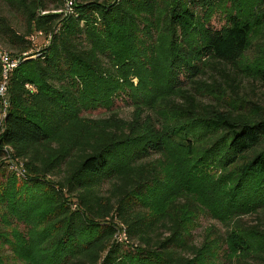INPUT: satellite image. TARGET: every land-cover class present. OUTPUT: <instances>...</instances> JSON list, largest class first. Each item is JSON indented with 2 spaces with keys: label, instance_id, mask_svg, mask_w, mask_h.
I'll use <instances>...</instances> for the list:
<instances>
[{
  "label": "trees",
  "instance_id": "obj_1",
  "mask_svg": "<svg viewBox=\"0 0 264 264\" xmlns=\"http://www.w3.org/2000/svg\"><path fill=\"white\" fill-rule=\"evenodd\" d=\"M4 1L20 13L26 29L17 34L0 18L4 43L16 51L11 56L20 59L9 79V104L0 120V171L13 165L12 161L23 164L31 177L25 192L44 190L51 195L49 226L56 227L43 249H31L20 263L203 264L210 235L223 252L222 259L220 254L210 257L214 263L264 264V110L255 104L240 111V105L238 110H222L196 97L199 89L223 93L220 84L203 82L201 72L218 70L224 81L232 80L253 47L249 40L253 27H264V0H253L244 10L240 0ZM67 2L71 10L66 9ZM216 4L226 12L219 28L210 23ZM137 6L141 11L160 9L161 33L169 35L164 77L158 76V87H152L146 79L148 72H143L156 60L152 53L145 55L144 65L131 58L133 48L122 51L129 38L147 44L148 37L138 36L146 27L133 9ZM37 32L47 45L38 53L24 55L31 49L29 38ZM103 58L110 66L123 58L119 62L131 60V68L141 67L136 74L142 83L139 90H132L130 100L139 114L130 120L112 112L109 96L106 99L93 87L98 76L114 75ZM241 71L264 82L263 67ZM151 77L157 81L155 72ZM88 82L91 87L86 86ZM155 90V98L159 96L154 101ZM98 107L107 109L109 115L82 116L83 110ZM143 113L151 118L149 125L160 124V136L141 137ZM158 113L171 115L174 123L168 131ZM163 135L188 148H192V137L203 136L200 149L205 156L200 157L199 166L204 168L209 160L234 168L233 187L220 192L224 196L221 211L228 215L214 213L225 230L219 233L210 228L201 246L194 243L191 233L196 221L191 219V224L182 218L177 198L154 215L148 209L145 197L160 177L150 161L154 156L168 157ZM5 157L11 162H3ZM8 175L0 185L7 183L10 189L1 186L0 197L3 190L14 208L25 209L17 202L25 205L28 199L19 195ZM196 180L202 184L200 177ZM182 198L198 215L192 195ZM246 217L255 221L246 222ZM6 225L0 215V243L13 250L10 241L16 246L19 240ZM120 225L125 227L128 243L115 239ZM247 235L261 245L251 247Z\"/></svg>",
  "mask_w": 264,
  "mask_h": 264
},
{
  "label": "rangeland",
  "instance_id": "obj_2",
  "mask_svg": "<svg viewBox=\"0 0 264 264\" xmlns=\"http://www.w3.org/2000/svg\"><path fill=\"white\" fill-rule=\"evenodd\" d=\"M240 2L242 4V6H240L241 10L247 9L253 4V0H240ZM228 6L229 4L226 5V8ZM133 9L136 11V15H139L145 24L146 28H144L143 32L138 34V36L142 38L148 37L147 44H139L138 40L133 41L129 38L126 41V43L128 42L127 45L122 49V51L126 49L129 51V49L133 48L134 55L131 56V58H133L136 62L141 61L144 65L145 62H147L144 58L145 55L152 53L151 57H155L156 60H154V62L152 61L151 64L147 66L148 70H145L146 67L145 69L143 68V72L145 74L148 72L146 75L148 83L151 84L152 87L154 84L157 86L158 82H161L158 76L161 75L164 77V67L168 58L169 35L161 33L163 18L162 11L160 9L141 11L138 6ZM200 14L201 13H199V15ZM225 15L226 12L223 10V7H221L220 4H216L215 9L212 12L210 23L214 27L219 28L224 25L226 19ZM0 18L5 20L15 33L21 35L25 32L26 26L22 16L14 9H11L4 0H0ZM249 40L253 47L243 56L239 69L236 74L231 76L232 80L224 81L223 76H221L218 70L210 68L203 69L199 78L202 79L203 82L210 85L213 84V82H215V84H220L223 89V93L218 94L199 89L196 96L199 101L204 104H216L222 110L237 109L240 105L241 108H238L239 110L237 109L240 111V109L243 110V108H249L250 104H255L264 110V82L259 80L255 81L241 71L247 67L253 68L258 66L264 68V27H253L252 32L249 35ZM5 41L6 38L0 31V48L10 54L16 52L15 50L9 48L8 45L4 43ZM29 43L31 45V49L29 52L24 53L25 55L38 53L43 46L47 45V41L43 35L37 37L33 41L30 37ZM116 59L115 64L114 66L112 65V67L109 65L107 59L103 58V61L106 64L105 66L108 67L107 65H109L108 68H111L114 75L108 77L106 75L98 76V81L102 83L100 85L99 82H96V79L94 80L93 87H98L100 93L104 95L106 99L109 96L110 102L112 103V112H116L122 119L130 120L134 115L136 116L139 114L138 110L134 109L130 100L131 98H134L132 96V90L135 91L140 89L142 82L136 72H138L141 67L135 64V67L131 68L129 64L131 63V60H127L125 61V64H123L124 62H119L124 60L123 58L120 60ZM153 67L155 68V71H153ZM154 72L157 81L154 80L153 82V78L151 76L154 75ZM86 86L91 87V82H88ZM80 87L81 90L83 86L80 84ZM149 89H151V87ZM155 92L156 90L154 91V98L156 96ZM158 96L159 95H157V97ZM109 113L107 109L98 107L95 109L91 108L83 110L82 116L88 119H99L106 117ZM154 115H156V112L155 114H152V116ZM158 116L161 117L162 122L165 121V124L167 125L166 131H168V128H170L174 123L173 119L170 118L171 115L158 113ZM139 119L141 123H143L141 137L153 138L159 135V132L161 131L160 124L157 125V123H154L149 125L152 120L151 118H148L145 113H143ZM190 129L192 131L194 129L193 126ZM195 129H197L195 130L197 132L200 130V128ZM169 132H167V134ZM163 137L166 141L168 157L166 156L165 158H160L158 156H154L150 161L160 171V177L153 182V185L150 186L149 192L145 197L148 209L150 214L154 215L161 211L163 207L169 203V201L177 198V200L180 201L182 218L186 219L189 223L191 222V224V219L194 218L196 221V226L191 228V233L194 243L201 246L204 239L203 236H205V233H209L210 228L215 227L219 233L225 230V228L215 219L214 213H220L224 216L228 215L227 213L221 211L223 210L222 205L224 196L221 195L220 192L225 193L226 189H231L233 187L234 184L232 183V175L234 168H224L218 163H211L209 160L207 161V164L204 165V168L199 166L198 161L202 160L200 157L205 156V153L201 155L202 149H200L203 136H197V138L192 137V144L190 143L192 148H188L185 144L178 142L176 139H169L166 135H163ZM2 161H5L6 163L11 162L7 157L3 158ZM12 162H14V164L21 169L23 164L16 163L15 161ZM13 165L11 164V166ZM4 169V172L0 171V174L4 173L6 175H0V182L3 183V181L7 179L8 174V176L11 175L14 181L13 183L15 184V190L20 196H26L28 201L27 203H24L25 205L17 202L19 206H25V209L17 210L16 206L14 208L8 201H6L8 198L4 197L3 190L10 189L7 187V183L0 185V187H3L2 196L0 197V206L2 205L0 207V215L7 222L6 226H9L7 231H12L11 234H14L17 237V240H19L17 243L18 245L16 244V246L12 240L10 241L9 244L13 250H11L7 244L0 243V263L21 264L20 259L23 254L31 253V249H43V245L50 241L56 232V227L49 226V221L52 218V212L48 209H50V205L52 204V197L44 190L36 191L32 189V194L30 190H26L25 192L24 185L29 182L28 178H31L26 175L28 172L25 170L21 169L22 172H24V177H19L14 173H17V171L12 169L10 170V166ZM197 177H200L202 184L196 180ZM191 179H194V183ZM46 180L50 182L52 181L50 177H47ZM28 189L31 188L29 187ZM105 189L106 187L104 190ZM184 194L192 195L191 200L198 206V215H194L189 206L184 204V199L182 198ZM8 203L11 205L9 209H12V213L9 212V209H7L6 205ZM213 209H217L216 212H214ZM245 220L246 222L255 221L252 218L250 219V217H246ZM7 233L4 234L6 237L8 236ZM207 236L208 240L205 248L206 258L202 261V263L216 264L210 259V257H217V255L220 254V259H222L223 252L217 248L215 240H212L214 237H210V235ZM246 239L253 248L261 245V242L255 237L247 235Z\"/></svg>",
  "mask_w": 264,
  "mask_h": 264
},
{
  "label": "built area",
  "instance_id": "obj_3",
  "mask_svg": "<svg viewBox=\"0 0 264 264\" xmlns=\"http://www.w3.org/2000/svg\"><path fill=\"white\" fill-rule=\"evenodd\" d=\"M71 2H67L66 9L71 10ZM41 32H37L31 36V40L33 41L37 37L41 36ZM25 55V54H24ZM20 63V59L17 57H12L10 53L5 51L4 49L0 48V67H1V81H0V119H3L6 114V109L9 104V97H8V89H9V79L13 72V70L18 66ZM27 89H30V86H26ZM17 171L14 172L16 176L24 177V172L17 167V165L10 166V170ZM121 229L115 235V239L117 242L128 243V238L125 232V227L120 225Z\"/></svg>",
  "mask_w": 264,
  "mask_h": 264
}]
</instances>
